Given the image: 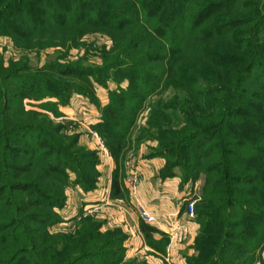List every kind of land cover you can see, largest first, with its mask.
<instances>
[{"label":"trees","instance_id":"1","mask_svg":"<svg viewBox=\"0 0 264 264\" xmlns=\"http://www.w3.org/2000/svg\"><path fill=\"white\" fill-rule=\"evenodd\" d=\"M95 32L113 40L98 72L108 78L112 70L130 81L127 94L115 93L119 103L104 109L110 121L96 126L114 147L116 160L125 152L133 114L147 98L159 95L149 125L164 127L155 152L167 159L160 175L172 177L179 169L183 182L204 175L196 207L201 256L189 264H250L246 255L264 237V0H0V36L12 37L16 45L46 41L45 47L68 48ZM8 70L0 56V264H20L24 254L51 250L38 244L60 220L56 208L66 200L67 170L86 190L91 187L84 179L93 182L97 173L92 154L87 171L69 146L34 123L21 124L12 104L56 98L39 103L45 108L68 100L52 91H33L35 78L89 95L71 78L90 83L96 70L82 63H51L47 70L70 78L62 83L42 76L31 77L32 83ZM169 90L171 96L163 98ZM120 172L121 166L113 176L114 196L123 191ZM140 229L150 241L159 232L142 219ZM77 231L69 250L77 244L80 256L69 255L63 264L122 262L124 235L99 233V225L89 221ZM230 238L237 240L235 247L229 246ZM112 242L116 247L108 248ZM218 254L232 262L219 261Z\"/></svg>","mask_w":264,"mask_h":264},{"label":"rangeland","instance_id":"2","mask_svg":"<svg viewBox=\"0 0 264 264\" xmlns=\"http://www.w3.org/2000/svg\"><path fill=\"white\" fill-rule=\"evenodd\" d=\"M45 44L46 41H41L33 43L31 46L23 47V45H16V42L12 37L8 35H1L0 56L5 67L9 68V70L5 72L17 73L18 76H25L28 80L31 79V77L42 76L47 79H52V81L55 80L58 83H62L63 80L70 78L60 76L56 71L47 70L48 65L57 61L63 64L82 63L83 65L95 69L96 74L93 76L98 77L102 80V82L95 81L93 76H91L89 80L90 83L84 78H71L73 83H78L80 86L89 89L90 94L85 95L78 92H71L70 90L63 88L61 85L55 86L52 83L48 84V82L44 81L37 82L38 78H35L37 79L36 81L33 79L31 81L32 83L35 81V86L38 87V89L35 88L33 91L41 94H48L50 93L49 91H52L51 93L54 95L65 97L68 100L66 99L67 101L65 103H61L59 101L57 106L52 105L51 107V105H49L45 108L40 107L39 103L56 100V98H44L41 100L26 99L23 100L22 106L19 105V102H14L12 105L15 112L18 113V118L21 124H25L26 122L34 123L37 129H41L42 132L47 131L53 139L69 146V152L78 158L80 161L79 165L87 171L91 169L88 161H91L92 158H90L89 155L92 154L96 161L94 165V172L95 174L97 173V176L93 182H90L88 179H84V184L91 187V189L86 190L82 185L75 183L77 174L70 169L67 170V173L69 174L68 179L70 178V184L65 187L66 200L62 207L56 208V212L59 214L60 220L49 226L48 237L41 238L43 242L38 244V247L40 249L43 248L44 251V247H50L49 249L51 250H48V252H45L44 254H24L22 255L24 260H20V264H35L33 259H37L39 261L47 260L48 264H63L66 257H69V255L74 258L79 257L82 249L78 250L77 244L74 245L73 243L71 245L70 252L69 245L72 240L71 238L76 239V237H79L78 234L75 235V232H78L77 230L79 226L85 221L98 224L99 233L111 234L113 236L115 235V237L116 234L117 236L124 235L125 238L122 241V246L124 247V252L126 254V232L123 231L121 227H108L105 224L104 218H102L99 213L101 206L93 203L92 206L87 207V205H85V196L83 194L93 193L95 189L101 186L102 182H104V177L109 173L110 165H113L114 168L112 170L111 191L103 203H107L108 206L114 205L122 207L127 204L128 201L138 216L139 208L144 206L148 209V207L140 202L138 198H134V202L130 201L133 196H136L139 184L138 177L136 179V172L133 171L135 168L134 160L140 155L147 159H160V161H162V167L159 170V176L162 179H166L160 175V172L166 165L167 159L163 156H155V152L160 145L158 136L161 133L159 131L163 130L164 127L158 129L155 126L149 125L151 106L160 98V96L157 94L150 96L138 109L137 113L133 114L135 121L129 131V134L126 136L127 141L125 144V152L123 150V153L119 154L120 160L118 159L117 161L113 151L114 147L111 148L107 145L105 136L98 128H96V126L103 121H110V117L108 114H105L104 109L110 103H115V105H117L119 103V99L115 93L127 94L125 90L130 84L128 78L120 79L121 77L117 76V74L112 70L109 71V79L105 74L106 72H98V69L103 65L105 52L110 50L113 45L112 38L106 34L95 32L84 36L80 40V43L73 47H45ZM171 94L172 91L169 90L166 91L162 97L166 99V97L171 96ZM119 107L122 109L121 105H119ZM51 109L58 111L55 112ZM123 111L130 114V112L125 109H123ZM31 118L34 119L32 120ZM34 135H37L36 132H33V136ZM38 135L40 138H44L43 133H39ZM38 142L40 143L41 141ZM120 166L122 167L120 180L123 191L120 195L114 196L112 193V181L116 168ZM175 172V176L167 178H180V185L184 190V196L182 198L183 204L180 211L183 212L186 210L188 216V219L178 221L187 226V222L189 221H195L198 224L197 232L194 235V240L192 241V252L185 257L187 264H189L190 258L201 256L199 250L196 248V238L201 229V225L196 220V207L202 201L201 197L202 187L204 185V175L201 174L196 180L183 182L180 170L176 169ZM133 180H135L134 183L131 182ZM88 202L91 203L93 200ZM191 202H194L193 217L189 215V204ZM188 238L189 233L180 242L175 240L172 241L170 238L169 242L163 241V243H154L148 239L147 242L153 246L152 248H154L156 252L161 254L164 264H172L170 258L171 248L175 244L182 243ZM50 240L52 241L49 245L47 244V246L46 241ZM236 241V239L230 238L229 246L235 247L237 243ZM261 241L262 242L260 243L259 248L255 250L252 255H246L248 256V260H250V264H264V237ZM92 243L90 244L91 246ZM116 245L117 244L115 242H112L108 248L116 247ZM91 249L95 250L96 246ZM125 254L122 262L119 264H148L146 260L125 259ZM219 257V261H226L228 263L232 262V259L226 257L225 254H218V258ZM233 262L234 264H240L238 260H234Z\"/></svg>","mask_w":264,"mask_h":264},{"label":"crops","instance_id":"3","mask_svg":"<svg viewBox=\"0 0 264 264\" xmlns=\"http://www.w3.org/2000/svg\"><path fill=\"white\" fill-rule=\"evenodd\" d=\"M136 179L139 184L136 196L140 202L148 207L150 212L159 218V225L156 227L159 232L154 233L151 242L163 243L169 242L166 233L171 229L178 220L188 219L187 212L182 209V198L184 190L180 185V178L162 179L159 176V170L162 167V161L158 158L147 159L142 155L135 158ZM114 166L110 165L109 173L104 177L101 186L94 190L93 193H85L84 201L87 207L92 204L101 206L100 214L104 218L108 227H121L127 234L125 259L146 260L148 264H164L161 254L156 252L153 246L148 244L147 238L140 229V218L131 206L130 202L122 207L114 205L108 206L103 203L111 191L112 170ZM93 202H88L92 201ZM189 228V238L182 243L175 244L170 251L172 264H187L185 257L192 252V241L197 232L198 224L195 221L187 222ZM150 241V240H149Z\"/></svg>","mask_w":264,"mask_h":264},{"label":"built area","instance_id":"4","mask_svg":"<svg viewBox=\"0 0 264 264\" xmlns=\"http://www.w3.org/2000/svg\"><path fill=\"white\" fill-rule=\"evenodd\" d=\"M132 183L135 182V180L131 181ZM139 217L140 219L144 220L147 223L153 224V225H159V218L154 215L152 212H150L147 208L142 206L139 208ZM189 215L191 217L194 216V202H191L189 204ZM167 235L169 236L170 240L172 241H178L180 242L183 238H185L189 233V228L187 225H184L180 222L175 223L173 227L166 231Z\"/></svg>","mask_w":264,"mask_h":264}]
</instances>
